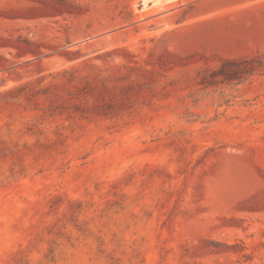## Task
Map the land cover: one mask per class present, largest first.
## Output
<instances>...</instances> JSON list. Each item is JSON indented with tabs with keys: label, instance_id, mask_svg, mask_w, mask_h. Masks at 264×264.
Instances as JSON below:
<instances>
[{
	"label": "rangeland",
	"instance_id": "obj_1",
	"mask_svg": "<svg viewBox=\"0 0 264 264\" xmlns=\"http://www.w3.org/2000/svg\"><path fill=\"white\" fill-rule=\"evenodd\" d=\"M140 2L0 0V264H264V5Z\"/></svg>",
	"mask_w": 264,
	"mask_h": 264
},
{
	"label": "bare ground",
	"instance_id": "obj_2",
	"mask_svg": "<svg viewBox=\"0 0 264 264\" xmlns=\"http://www.w3.org/2000/svg\"><path fill=\"white\" fill-rule=\"evenodd\" d=\"M166 1H169V0H141L139 6L142 10H144V9H147L155 5H159Z\"/></svg>",
	"mask_w": 264,
	"mask_h": 264
},
{
	"label": "crops",
	"instance_id": "obj_3",
	"mask_svg": "<svg viewBox=\"0 0 264 264\" xmlns=\"http://www.w3.org/2000/svg\"><path fill=\"white\" fill-rule=\"evenodd\" d=\"M245 3H252L253 5H264V0H243Z\"/></svg>",
	"mask_w": 264,
	"mask_h": 264
},
{
	"label": "trees",
	"instance_id": "obj_4",
	"mask_svg": "<svg viewBox=\"0 0 264 264\" xmlns=\"http://www.w3.org/2000/svg\"><path fill=\"white\" fill-rule=\"evenodd\" d=\"M229 63H235V62H229ZM221 70H223V68H221Z\"/></svg>",
	"mask_w": 264,
	"mask_h": 264
}]
</instances>
